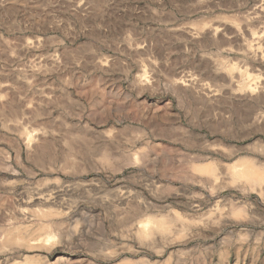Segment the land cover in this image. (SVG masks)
Here are the masks:
<instances>
[{"label": "rangeland", "instance_id": "obj_1", "mask_svg": "<svg viewBox=\"0 0 264 264\" xmlns=\"http://www.w3.org/2000/svg\"><path fill=\"white\" fill-rule=\"evenodd\" d=\"M0 264H264V0H0Z\"/></svg>", "mask_w": 264, "mask_h": 264}, {"label": "bare ground", "instance_id": "obj_2", "mask_svg": "<svg viewBox=\"0 0 264 264\" xmlns=\"http://www.w3.org/2000/svg\"><path fill=\"white\" fill-rule=\"evenodd\" d=\"M257 6V5H256ZM260 6V5H259ZM258 11V10H257ZM247 21V20H246ZM197 29V28H196ZM198 30V29H197ZM212 30V29H211ZM201 33V32H200ZM194 38V37H193ZM246 71V70H245ZM237 72V71H236ZM244 76V75H243ZM235 77V76H234ZM239 78V77H238ZM247 81V80H246ZM245 81V82H246ZM250 81V80H249ZM242 86V85H241ZM250 86V85H249ZM238 94V93H237ZM219 96V95H218ZM210 173H211V171H210ZM261 179V178H260ZM42 199V198H41ZM41 201V200H40ZM44 210V209H43ZM49 212V211H48ZM40 213V212H39ZM35 214V213H34ZM42 214V213H41ZM43 216V215H42ZM45 216V215H44ZM48 220V219H47ZM150 223V222H149ZM44 231V230H43ZM32 236V235H31ZM28 238V237H27Z\"/></svg>", "mask_w": 264, "mask_h": 264}]
</instances>
